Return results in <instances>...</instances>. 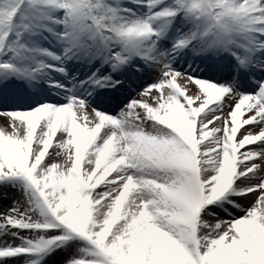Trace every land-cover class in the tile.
Listing matches in <instances>:
<instances>
[{
    "label": "snow or ice",
    "instance_id": "obj_1",
    "mask_svg": "<svg viewBox=\"0 0 264 264\" xmlns=\"http://www.w3.org/2000/svg\"><path fill=\"white\" fill-rule=\"evenodd\" d=\"M0 264H264V0H0Z\"/></svg>",
    "mask_w": 264,
    "mask_h": 264
}]
</instances>
